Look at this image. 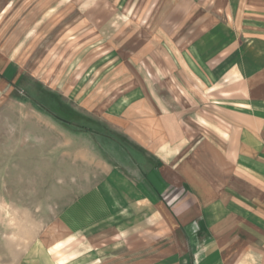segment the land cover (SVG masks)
Here are the masks:
<instances>
[{"label": "rangeland", "instance_id": "374dc122", "mask_svg": "<svg viewBox=\"0 0 264 264\" xmlns=\"http://www.w3.org/2000/svg\"><path fill=\"white\" fill-rule=\"evenodd\" d=\"M223 4L0 0V264L177 263L130 134L192 148L243 105L215 102L247 89L230 72L209 86L189 55Z\"/></svg>", "mask_w": 264, "mask_h": 264}, {"label": "crops", "instance_id": "0c3cea01", "mask_svg": "<svg viewBox=\"0 0 264 264\" xmlns=\"http://www.w3.org/2000/svg\"><path fill=\"white\" fill-rule=\"evenodd\" d=\"M223 6L231 20L209 26L189 55L209 86L230 72L247 89L215 102L243 105L221 106L219 138L192 148L162 128L130 134L147 154L136 194L173 239L176 264H264V0Z\"/></svg>", "mask_w": 264, "mask_h": 264}]
</instances>
